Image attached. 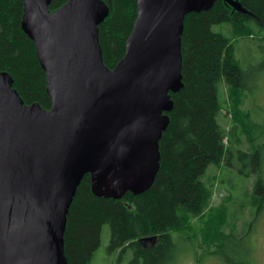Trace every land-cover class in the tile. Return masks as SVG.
<instances>
[{"label":"water","instance_id":"95a60500","mask_svg":"<svg viewBox=\"0 0 264 264\" xmlns=\"http://www.w3.org/2000/svg\"><path fill=\"white\" fill-rule=\"evenodd\" d=\"M214 1L136 0L125 54L112 69L98 40L103 0H67L53 12L51 0L24 1L22 29L46 73L51 108L24 104L0 72V264H67L66 214L84 174L98 197L151 187L169 92L182 87L184 15Z\"/></svg>","mask_w":264,"mask_h":264},{"label":"trees","instance_id":"16d2710c","mask_svg":"<svg viewBox=\"0 0 264 264\" xmlns=\"http://www.w3.org/2000/svg\"><path fill=\"white\" fill-rule=\"evenodd\" d=\"M24 1L0 0V72L11 76L12 86L24 104L36 102L50 109L46 73L37 59L33 40L22 29ZM66 1L51 0L49 11ZM103 1L109 11L98 25V40L102 61L112 69L125 54L137 3ZM236 1L246 12L237 11L225 0H215L207 10L184 15L180 37L182 87L169 92L173 106L165 112L169 122L158 140L160 159L154 181L142 193L126 191L121 197L105 198L92 193L90 176L84 174L66 214L63 253L67 264H90L104 224L110 229L108 248L118 250L120 258L125 252L132 253L127 264H172L178 253L172 233L196 248L219 254L229 264H252L243 244L250 222L248 232L239 231L238 221L221 217L223 210L216 211L215 216L212 211L220 204L211 205L215 175H206L210 165L235 168V152L241 158L252 156L255 163L248 174L255 173L258 179L250 192L256 212L261 209L256 207V200L258 193L264 195L260 176L264 128L251 121L250 111L244 110L247 74L236 50L244 39L260 48L264 44V36L257 32L264 30V0ZM216 24L221 30L213 29ZM223 86L231 98L235 96L234 120L227 128L220 121L226 105L224 95L220 98ZM241 135L248 140L246 147ZM234 142L240 147L236 148ZM199 216L205 217L203 226L190 227L189 221ZM256 219L257 215L253 222Z\"/></svg>","mask_w":264,"mask_h":264},{"label":"rangeland","instance_id":"374dc122","mask_svg":"<svg viewBox=\"0 0 264 264\" xmlns=\"http://www.w3.org/2000/svg\"><path fill=\"white\" fill-rule=\"evenodd\" d=\"M221 28L218 24L213 26V29L217 31L221 30ZM229 31L228 29L225 30L226 34ZM257 32L260 36H264L263 29L260 28ZM246 44L252 45L247 46ZM237 47L236 57L240 60V64L247 74L244 80L247 86L244 110L250 111L251 121L257 122L264 128V44L260 48L253 44L251 40L247 41V39H244V41L238 42ZM222 95L226 99V105L225 109L221 110V116L224 118L221 117L220 121L227 128L231 126L234 120L232 98L234 99L235 96L232 94L231 98V93L225 86L220 91V98ZM236 115L239 116L238 114ZM238 131L241 132V129ZM241 137L244 139L242 145L246 147L248 140L244 135H241ZM261 140H264V137H261ZM223 141L226 145L229 144L227 139ZM233 145L236 148L240 147V143L238 142H234ZM261 152H263V159H260V176L264 185V147ZM232 161L235 168L229 169L223 164L210 165L207 168L206 175L213 174L216 180L211 205L218 206L220 203L218 208L212 212L216 216V211L223 210L221 217L227 216V221H238L239 231L243 229L245 232H248L249 226L247 223L250 222V231L246 233L243 239V244L249 252L247 258L252 264H264V195L261 193L257 194L256 207L260 208L262 206L257 213L250 190L251 185L253 187L255 179H258V175L255 173L248 174L253 168L255 160L252 156L241 158L238 156V152H235ZM261 192H264V190L261 189ZM255 215H257V219L253 222ZM207 217H210V212L207 214ZM204 222L205 217L199 216L191 219L189 225L192 228H199L203 226ZM109 236V226L104 224L101 229L99 247L90 264H127L132 258L130 251L123 253L120 258L118 250L109 249ZM172 237L175 244L178 245V253L172 264H229L219 254L209 253L202 247L196 248L189 241L187 242L179 238L176 233H172ZM139 264L142 263L140 262Z\"/></svg>","mask_w":264,"mask_h":264}]
</instances>
